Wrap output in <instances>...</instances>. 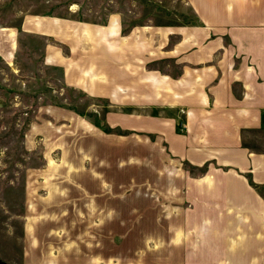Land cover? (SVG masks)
<instances>
[{
  "label": "rangeland",
  "instance_id": "rangeland-1",
  "mask_svg": "<svg viewBox=\"0 0 264 264\" xmlns=\"http://www.w3.org/2000/svg\"><path fill=\"white\" fill-rule=\"evenodd\" d=\"M215 1L0 0V264L93 263L90 249L121 245L120 227L79 209L96 182L116 205L151 171L201 168L139 128L174 111L143 106L122 78L176 74L179 25Z\"/></svg>",
  "mask_w": 264,
  "mask_h": 264
},
{
  "label": "crops",
  "instance_id": "crops-1",
  "mask_svg": "<svg viewBox=\"0 0 264 264\" xmlns=\"http://www.w3.org/2000/svg\"><path fill=\"white\" fill-rule=\"evenodd\" d=\"M215 2L179 25L176 74L122 78L143 106L174 111L149 112L139 128L201 168L151 171L136 201L122 193L116 205L107 181L89 188L84 219L120 227L121 243L90 249V264H264V0Z\"/></svg>",
  "mask_w": 264,
  "mask_h": 264
}]
</instances>
